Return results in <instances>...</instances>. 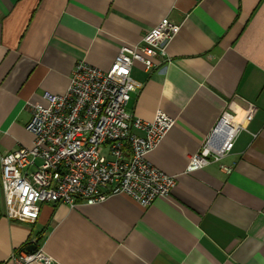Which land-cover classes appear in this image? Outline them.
<instances>
[{"label": "crops", "instance_id": "0c3cea01", "mask_svg": "<svg viewBox=\"0 0 264 264\" xmlns=\"http://www.w3.org/2000/svg\"><path fill=\"white\" fill-rule=\"evenodd\" d=\"M181 25L128 110L174 125L148 160L177 183L143 206L42 203L36 221L0 220V264L41 238L52 264H264V0H0V155L31 146L28 103L64 93L74 66L108 69L163 18ZM228 111L243 129L223 163L191 173L190 157Z\"/></svg>", "mask_w": 264, "mask_h": 264}, {"label": "built area", "instance_id": "2783aa9c", "mask_svg": "<svg viewBox=\"0 0 264 264\" xmlns=\"http://www.w3.org/2000/svg\"><path fill=\"white\" fill-rule=\"evenodd\" d=\"M181 25L163 18L137 45H123L106 70L79 61L64 93L46 91L43 102L28 103L31 119L26 129L31 146L0 155V185L4 216L12 221H36L42 203L97 204L111 195L125 194L143 206L169 197L177 178L147 158L174 125L158 111L151 121L128 110L131 94L142 84L132 76L140 62L152 71ZM243 127L225 111L208 140L190 157L186 172L223 163ZM13 264H52L42 243L30 252L21 249ZM6 264V263H2Z\"/></svg>", "mask_w": 264, "mask_h": 264}, {"label": "trees", "instance_id": "16d2710c", "mask_svg": "<svg viewBox=\"0 0 264 264\" xmlns=\"http://www.w3.org/2000/svg\"><path fill=\"white\" fill-rule=\"evenodd\" d=\"M4 216V208H3V199H2V192H1V185H0V220ZM32 241L26 242L21 249H27L28 245L31 244ZM36 246H39L41 243V238H39L37 241H33Z\"/></svg>", "mask_w": 264, "mask_h": 264}, {"label": "water", "instance_id": "95a60500", "mask_svg": "<svg viewBox=\"0 0 264 264\" xmlns=\"http://www.w3.org/2000/svg\"><path fill=\"white\" fill-rule=\"evenodd\" d=\"M35 248H36V245L32 241V243L28 245L27 250L30 251V252H32V251L35 250Z\"/></svg>", "mask_w": 264, "mask_h": 264}]
</instances>
